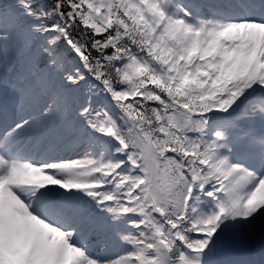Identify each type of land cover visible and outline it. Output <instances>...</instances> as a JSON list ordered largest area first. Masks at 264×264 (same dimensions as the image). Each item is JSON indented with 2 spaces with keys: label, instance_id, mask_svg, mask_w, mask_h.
<instances>
[{
  "label": "snow or ice",
  "instance_id": "snow-or-ice-1",
  "mask_svg": "<svg viewBox=\"0 0 264 264\" xmlns=\"http://www.w3.org/2000/svg\"><path fill=\"white\" fill-rule=\"evenodd\" d=\"M0 120V264H264V0H0Z\"/></svg>",
  "mask_w": 264,
  "mask_h": 264
},
{
  "label": "bare ground",
  "instance_id": "bare-ground-1",
  "mask_svg": "<svg viewBox=\"0 0 264 264\" xmlns=\"http://www.w3.org/2000/svg\"><path fill=\"white\" fill-rule=\"evenodd\" d=\"M113 250V249H112Z\"/></svg>",
  "mask_w": 264,
  "mask_h": 264
}]
</instances>
